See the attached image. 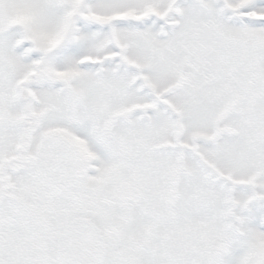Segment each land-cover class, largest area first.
Instances as JSON below:
<instances>
[{"label": "snow or ice", "instance_id": "obj_1", "mask_svg": "<svg viewBox=\"0 0 264 264\" xmlns=\"http://www.w3.org/2000/svg\"><path fill=\"white\" fill-rule=\"evenodd\" d=\"M0 264H264V0H0Z\"/></svg>", "mask_w": 264, "mask_h": 264}]
</instances>
